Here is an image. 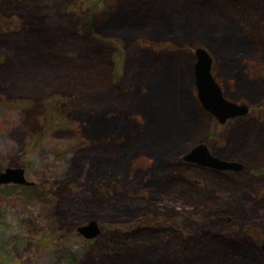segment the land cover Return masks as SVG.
<instances>
[{"label":"rangeland","instance_id":"rangeland-1","mask_svg":"<svg viewBox=\"0 0 264 264\" xmlns=\"http://www.w3.org/2000/svg\"><path fill=\"white\" fill-rule=\"evenodd\" d=\"M195 48L250 115L221 125L201 108ZM198 144L243 168L185 164ZM7 167L34 185L0 187V264H142L157 249L154 264H264V0H0ZM162 212L179 231L119 235L126 254L76 232L95 220L103 243Z\"/></svg>","mask_w":264,"mask_h":264},{"label":"water","instance_id":"water-1","mask_svg":"<svg viewBox=\"0 0 264 264\" xmlns=\"http://www.w3.org/2000/svg\"><path fill=\"white\" fill-rule=\"evenodd\" d=\"M194 79L197 98L201 107L210 113L220 124L238 117H244L248 113V106L237 104L225 98L220 85L215 81L211 73L212 58L204 48H196L194 51ZM185 162L198 166L216 169L220 171H240L243 165L238 162L222 161L210 154L205 144L193 147L184 157ZM15 184L21 186H33L34 183L25 178V171L20 167H7L0 172V187ZM76 232L86 240L95 239L100 234V228L95 220L88 221L85 225L78 226ZM264 251V233L263 244Z\"/></svg>","mask_w":264,"mask_h":264},{"label":"trees","instance_id":"trees-1","mask_svg":"<svg viewBox=\"0 0 264 264\" xmlns=\"http://www.w3.org/2000/svg\"><path fill=\"white\" fill-rule=\"evenodd\" d=\"M187 165H190V164H187ZM185 184L187 185V187L191 191H194V192H197L198 194H200L199 186L197 184H193L190 182H187V183L185 182ZM176 189H177V191H179V187H177ZM202 193H201V195H202ZM47 196H49V193L47 194ZM195 201H198V200H195ZM220 212L221 211L218 210L215 213H220ZM162 214L164 216L169 217L167 219L164 218L165 221H167V222L158 221L155 223V225H153L154 224L153 222H148L146 220H142L141 222H139L137 224L132 223V224L128 225V227L126 228L128 230H126V229L121 230L120 228H112V229L109 228V231H112V232L109 233L110 239L107 240V242L103 241V243H96V240H97V238H96L93 240H88L87 243L93 244L91 249L94 252L99 253V255L104 256V257L110 256V255L126 254L127 251L128 252L131 251L132 247L130 244L128 245V243H126L124 240H119V235L123 236L122 234L129 232V231H134V230H144V229L145 230H151V229L157 230L156 228L160 229V230H157V232H161L162 230H170L172 232L173 231H179V228L181 227V220L177 216H175V214L174 215H172L170 213L165 214L164 212H162ZM162 225H164L166 227H164V228L160 227ZM135 228H138V229H135ZM103 232H104V230H103ZM114 238H117V240H115ZM61 249L65 250L63 248H61ZM185 255H187V254H185ZM160 256H161V254H160L158 249L156 250V252H153V254H150L149 252L144 251V253H142L140 255L139 263L154 264L160 258ZM164 257H166V256H164ZM161 259H162V257L160 258V260ZM164 259L165 258H163V260ZM187 262H188V260H187Z\"/></svg>","mask_w":264,"mask_h":264},{"label":"bare ground","instance_id":"bare-ground-1","mask_svg":"<svg viewBox=\"0 0 264 264\" xmlns=\"http://www.w3.org/2000/svg\"><path fill=\"white\" fill-rule=\"evenodd\" d=\"M118 22L121 23L122 20H119ZM112 23L115 24L114 21H113ZM109 29L114 30V29L111 27V25L109 26ZM195 49H196V48H195ZM195 49H194V51H195ZM195 61H196V60H195ZM58 66H59V68H60V69H59V72H63V70H65V67H66V66L61 65L60 63L58 64ZM242 87H243V89H245V90L247 89V88H246V87H247L246 85H243ZM251 91H252V90H251ZM252 95H254V92L252 93ZM105 110H106V108L101 107V108L98 109L97 112H98L99 114H101V113H103ZM159 115H160V114H159Z\"/></svg>","mask_w":264,"mask_h":264},{"label":"flooded vegetation","instance_id":"flooded-vegetation-1","mask_svg":"<svg viewBox=\"0 0 264 264\" xmlns=\"http://www.w3.org/2000/svg\"><path fill=\"white\" fill-rule=\"evenodd\" d=\"M251 109L248 107V113L245 115V116H248V115H250L251 114ZM212 171H215V170H212ZM241 171V170H240ZM219 172H233V173H237V172H239V171H219ZM261 243L263 244V238L261 239Z\"/></svg>","mask_w":264,"mask_h":264}]
</instances>
